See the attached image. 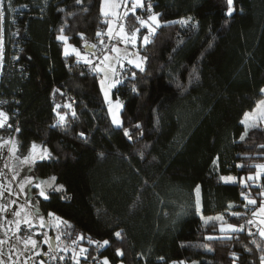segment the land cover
Returning <instances> with one entry per match:
<instances>
[{
    "label": "trees",
    "instance_id": "16d2710c",
    "mask_svg": "<svg viewBox=\"0 0 264 264\" xmlns=\"http://www.w3.org/2000/svg\"><path fill=\"white\" fill-rule=\"evenodd\" d=\"M100 2H1L0 111L9 124L0 131L22 152L33 142L51 152V159L38 160L32 170L64 185V193L49 190L48 200L37 197L42 215L53 212L72 226L59 225L57 245L82 235L74 246L88 250L85 264L104 257L111 264H233V252L235 264H260L264 238L250 235L246 223L258 204L245 206L241 193L259 203L264 177L239 181L264 163V122L240 140L244 113L263 96L264 0H234L231 17L225 16V0H144L136 12L147 15V5H153L161 27L141 50L145 70L126 67L122 83L111 90L112 100L121 104L119 127L112 123L98 75L75 55L66 57L56 38L63 26L73 46L97 47V31L106 30ZM189 17L187 25L179 24ZM56 105L66 117L63 127H53ZM221 176L236 182L225 183ZM216 215L223 220L201 219ZM223 222L244 230L222 233ZM117 231L123 239L115 238ZM89 237L110 245L97 249ZM116 248L123 256L115 255ZM68 256L65 264H71Z\"/></svg>",
    "mask_w": 264,
    "mask_h": 264
},
{
    "label": "snow or ice",
    "instance_id": "6c2138e0",
    "mask_svg": "<svg viewBox=\"0 0 264 264\" xmlns=\"http://www.w3.org/2000/svg\"><path fill=\"white\" fill-rule=\"evenodd\" d=\"M82 2V0H76L77 4H80ZM226 3V12H225V16L226 17H231L234 13V0H225ZM125 5H130V7L128 8L127 11L124 12L123 16L127 17L129 12H132L133 14H135L136 9L138 8H142L144 7V3L143 0H122V4H117L115 3V0H101V5H100V14L101 16L107 17L110 15H118V13H116L115 11H113L116 8L125 6ZM152 8L153 5L148 4L147 5V10L149 13H151L148 17L147 20L142 19L139 16H136V20L139 22L140 27H145L147 28V34L143 36V44L144 45H148L151 42L152 37L156 34V30L158 28L161 27V22L159 19V13H153L152 12ZM60 11H63V9H60ZM0 18H2V14H0ZM191 17H189L187 20L186 19H182L180 21H178L181 24H187L188 20H190ZM150 22V23H149ZM108 32L107 35L109 38H112L113 35V30H112V22L108 21ZM140 32V28H135L133 30H131L130 32H126L125 31V26L123 24L119 25V31L116 33L117 36H119L121 38V41L125 44H132L133 46H135L136 44V40H137V34ZM103 35V33H101L100 31H97L96 36L99 38ZM57 40L59 41H63L66 45V47L64 48V55L67 57L70 52L69 50H71V53H74L77 57V63H79L80 61H83L85 64L90 65L91 66V70L93 71H100L101 68L99 65H92V61L88 58L87 55H82L81 52L76 49L75 47H72L71 45H68V37L66 35H64V27L62 26L59 30V34L57 35ZM81 38L83 39V34H81ZM101 44H103V41H100ZM86 47H91V48H95L96 45L92 44L89 45L85 44ZM2 48H3V43L2 41H0V56H2ZM113 52H117L119 54V49L115 48V46H113L112 48ZM125 55H129V53L125 52ZM131 56L135 57L134 59H129L128 63L129 64H133L136 68L140 69L141 72H143L145 69L143 67L144 62L147 60V57H143L140 56L139 53H131ZM109 60V56L105 55L103 58V61H101V64L104 63V61H108ZM114 76H115V72H114ZM136 73H132V77L133 79H135ZM107 81V77H105V79H102L100 81V87H101V91L103 92L105 101L108 103L109 105V113L112 117V123L116 126H121V120L119 119L118 115H117V111L118 109L121 107V104L119 101L116 102L115 105L112 104L111 100L109 99V90L112 88H115L117 85L121 84L122 81L118 78H114L112 82L108 83ZM54 92L59 91V89H54ZM132 91L135 92L137 91L136 87L133 86ZM260 92L262 94H264V88L260 89ZM0 103H3L2 101H0ZM60 105H56L53 108V112H57V109L60 108ZM65 108H71L70 104H65L64 105ZM115 109V110H114ZM73 117H75V112H72ZM57 122L56 124L53 125V127H56L57 125L63 127L66 125L67 121H66V117L60 113L57 112ZM8 120V116L5 112L0 111V127H4L6 121ZM259 122H264V100H261L260 102L257 103L256 107L251 111V112H245L244 113V117L243 119H241L240 123L244 126V133L241 134L240 136V140H244L245 136L247 135V132L250 128L253 127H258V123ZM140 125L137 124L136 128H139ZM16 131H19V129L17 128ZM81 137L84 136V133H80L79 134ZM124 136L128 137L129 139H131V135L130 132L127 128L124 129ZM4 144H11L12 147L10 149V151L15 154V152L17 151L16 148V141L14 139L12 140H6L3 142ZM2 146V145H0ZM261 148H264V145H260ZM52 158V154L51 152L43 146L37 145L35 142L32 143L30 150H29V155L25 156L23 159V163L25 164H35L38 160L43 161V160H47V159H51ZM218 163V158L213 159L212 164L213 166H217ZM237 167H243V165H237ZM252 167H254L256 169L254 174H250L248 175L246 178H241L240 179V183L242 185H245L248 181H251L253 183H256L257 181H260L262 179V177H264V163H259V164H255ZM220 179L222 181H224L225 183L228 182H232L235 183L236 182V177H232V176H221ZM25 184H32V180L26 179L25 182L23 184L20 185L21 190L24 189ZM35 187L39 190L37 195L41 198H43L44 200H48L49 199V190H51L52 192H59V193H64L65 192V188L64 185L62 184H58L57 183V177L56 176H50L48 177V179L46 180H40ZM195 193H196V201H195V208H196V213L199 214L200 213V186L197 185L196 188L194 189ZM241 196L243 198L244 201H246V205H257L258 207L256 210L252 211V217L256 218V217H264V186H262V190L259 192V196L261 197L259 203L257 202L256 199L251 197V194H245V193H241ZM62 199H68L69 197H67L66 195H62L61 197ZM13 203H15V201H13ZM232 205L229 204V208H231ZM6 209L3 208L2 206H0V211H5ZM16 216H20L21 213L20 212H15L14 213ZM28 213H25L24 215V219L23 222L26 224H30L31 220L28 218ZM233 215L239 217L241 215V213H233ZM49 217H52L56 223L57 226L59 227L60 224H64L66 227L71 228L72 226L70 224H68L67 221L62 220L59 216H56L55 213L53 212H49L48 213ZM201 219L205 220V223L208 222V220L211 219H217V220H223V217H216V218H207L205 219L204 217H201ZM41 221H43V217H41ZM17 225V230L20 224V220H17L16 222ZM247 224L249 225H254L257 227V230L259 232V235L264 238V219H260L259 221H256L255 219H248L246 221ZM44 224L43 222L41 223V227H43ZM244 230V225H233V224H229V223H222L221 227H220V231L222 233L225 232H239V231H243ZM251 235V233H249ZM114 236L117 240H121L123 239V233L122 231H117L114 233ZM19 239V237H18ZM61 239L60 235L56 236V240L59 242ZM84 239V237L82 235H78L76 240L72 241V244L75 245L77 243L78 240H82ZM206 239H212V237H207ZM45 243H48V239L47 237L45 238ZM88 242L89 244H94L96 246L97 249H101V248H106L107 246L110 245V241L105 239L103 241H96V240H92L91 237L88 238ZM2 243V242H0ZM252 243H255V241H252ZM23 244L25 249H27L29 246H31L33 249L37 246V242L35 240H33L30 236L27 239L23 240ZM204 247H207V245H204ZM257 247L259 248V245L257 244ZM57 250L63 253H67L70 249L69 247L65 246V247H60L59 243L57 245ZM211 250V249H209ZM248 250V249H246ZM72 251V258L74 261V264H79V258L81 256L84 257V259H88V257L86 255H84L85 253H87V249L85 248H80L79 252L76 251L75 248L71 249ZM123 251L120 248H116L115 250V255L117 257H121L123 256ZM231 256L233 258V264H235V261L238 259V257L236 256V253L233 252L231 253ZM60 260H63L64 257L60 256L58 257ZM52 259H57L56 256H53ZM93 260H95L96 258L93 257ZM163 259V258H161ZM0 264H3L2 261H0ZM102 264H111L110 260L108 257H104L102 260ZM173 264H177V262H173ZM178 264H184L183 261L178 262ZM260 264H264V255L260 256Z\"/></svg>",
    "mask_w": 264,
    "mask_h": 264
},
{
    "label": "rangeland",
    "instance_id": "374dc122",
    "mask_svg": "<svg viewBox=\"0 0 264 264\" xmlns=\"http://www.w3.org/2000/svg\"><path fill=\"white\" fill-rule=\"evenodd\" d=\"M1 2L2 0H0V9L2 14ZM115 3L122 4V0H115ZM129 7L130 5L122 6L121 7L122 11L123 10L124 11L120 15H110L104 17L106 21L105 34H107L108 32V23H107L108 21L112 22V30L115 35L119 31L120 24H123L125 26L126 32H130L135 28H140V32L137 34L136 44L135 46H133L132 44H125L121 41V38L116 35L119 39V44L115 46V48L120 50L119 54L117 52H113L111 49L110 51L105 52L99 59V62L96 64L99 65L101 68L100 71L98 72L95 71V73L98 75L99 85H100V81L102 79H105V77H107L106 82L110 83L113 81L114 78L120 79L121 72L126 67L128 66L135 67L133 64L128 63L129 59L135 58L130 55L131 53H139L140 56H143L141 50L146 46L143 44V36L147 34V28L140 27L139 22L136 20V16H138L136 12L135 14L129 12L127 17L123 16L124 12L127 11V8ZM113 11L117 13L118 8L114 9ZM150 14L148 13L147 15H144L143 13H140L139 17L147 20V17ZM131 15H134L135 18L131 17ZM179 24L187 25L188 23L187 24L179 23ZM61 42H62V51L64 53V48L66 47V45L63 41ZM85 44L83 45V48L80 49L68 42V45H71L72 47L78 49L82 55H87L89 54V52L91 53L95 51L94 48L86 47ZM87 44L92 45L91 43H87ZM69 52L70 54L75 55L74 53H71V50H69ZM125 52L129 53V55L126 56ZM105 55L109 56V60L104 61V63L101 64V61H103ZM114 72H115V76H114ZM111 90L112 89L109 90V99L111 100L112 104L115 105L116 102H114V100H112L111 98ZM101 93L103 99L105 100L102 91ZM261 100H264V94L262 98L257 101V103L260 102ZM257 103L255 104L253 109L256 107ZM106 104L109 109V105L107 102ZM253 109L247 112H251ZM62 115L65 116V114ZM117 115H118V111H117ZM257 123L260 124L263 122L257 121ZM12 139H14L12 136L4 135L0 131V145H2L0 146V206L6 209L5 211H0V242H2L0 243V261H2L3 264H38V263L45 264L44 260L46 259L47 249L51 247L57 250L56 236L59 235V227L57 226L56 221L52 217L49 216L45 217L39 212L37 206V197H38L37 193L39 190L35 187V185L40 180H46V179H40L33 173L32 168L34 164L23 163L24 157L29 155L30 148L26 152H22L16 144L17 151L15 152V154H13L10 151L12 145L10 143L9 144L3 143L6 140H12ZM246 177L243 176L241 178H246ZM29 178L32 180V184H25L24 189L21 190L20 185L23 184L25 180ZM13 201H15V203H13ZM257 207H255L253 211L256 210ZM15 212H20L21 215L18 217L14 214ZM25 213L29 214L28 218L31 220L30 224H26L23 222ZM41 217H43V221H41ZM216 217H220V216L218 215L213 216V218ZM248 219H255L256 221H259L260 219H264V217L253 218L251 212V215L249 214ZM17 220H20L18 230H17V225L15 223ZM42 222L44 224L43 227H41ZM223 223H227V222H223ZM221 224L222 223L219 224L218 227L219 230ZM256 232H258L257 228H256ZM29 236L37 242V246L34 249L31 246H29L27 249H25L24 247L23 240L27 239ZM46 237L48 239V243L44 242ZM68 245L67 247H69L70 250L67 252V254L69 253L68 257L71 264H74L71 249L75 248L76 251L79 252L80 248H85V247L82 245L76 247L71 243H68ZM84 255H86V253ZM83 259H84L83 256L79 258V264H85ZM102 260L103 259L97 261H89L87 262V264H93V262L95 264H102ZM46 264H50V263L47 262ZM191 264H196V262H192Z\"/></svg>",
    "mask_w": 264,
    "mask_h": 264
},
{
    "label": "built area",
    "instance_id": "2783aa9c",
    "mask_svg": "<svg viewBox=\"0 0 264 264\" xmlns=\"http://www.w3.org/2000/svg\"><path fill=\"white\" fill-rule=\"evenodd\" d=\"M103 41V44L100 43V41ZM119 44V39L118 37L113 33L112 35V38H109L107 34H103L99 40H98V43H97V47L95 49L94 52H91L89 53L87 56L88 58L92 61V65H96L98 62H99V59L101 58V56L107 52V51H110L113 46H117ZM86 67L90 70H91V66L90 65H87L86 64ZM1 101V100H0ZM114 102H117V101H114ZM0 105H2V103H0ZM121 108V107H120ZM119 108V109H120ZM119 109H118V112H119ZM9 124L8 120L6 121L5 123V126L4 127H0V129H3L5 127H7ZM249 231L251 233H255L256 232V227L254 226H250L249 228ZM69 246V245H68ZM66 254L67 253H63V252H60L54 248H49L47 249L46 251V259L47 261L50 263V264H65V258H66ZM53 256H56L57 259H52ZM60 256H63L64 259L63 260H60L58 257ZM93 264H95L93 262Z\"/></svg>",
    "mask_w": 264,
    "mask_h": 264
},
{
    "label": "water",
    "instance_id": "95a60500",
    "mask_svg": "<svg viewBox=\"0 0 264 264\" xmlns=\"http://www.w3.org/2000/svg\"><path fill=\"white\" fill-rule=\"evenodd\" d=\"M1 14V9H0ZM0 41H2L4 46V38H3V31H2V18H0ZM2 60H3V48H2V56H0V77H1V71H2Z\"/></svg>",
    "mask_w": 264,
    "mask_h": 264
},
{
    "label": "crops",
    "instance_id": "0c3cea01",
    "mask_svg": "<svg viewBox=\"0 0 264 264\" xmlns=\"http://www.w3.org/2000/svg\"><path fill=\"white\" fill-rule=\"evenodd\" d=\"M126 10V9H125ZM127 10H128V8H127ZM124 11V10H123ZM122 8L121 7H119L118 8V11H117V13H118V15H120L122 12ZM136 14L139 16L140 15V13L139 12H136ZM131 16H133V15H131ZM88 55V54H87ZM249 225V224H248ZM250 226H254V225H249V227ZM254 227H256V226H254ZM257 228V227H256ZM259 233V232H258Z\"/></svg>",
    "mask_w": 264,
    "mask_h": 264
}]
</instances>
